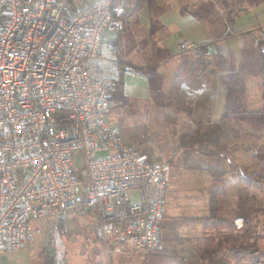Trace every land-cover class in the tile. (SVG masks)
Returning <instances> with one entry per match:
<instances>
[{"label": "built area", "instance_id": "built-area-1", "mask_svg": "<svg viewBox=\"0 0 264 264\" xmlns=\"http://www.w3.org/2000/svg\"><path fill=\"white\" fill-rule=\"evenodd\" d=\"M65 1L0 0V254L51 220L49 254L61 264L55 223L65 215L93 216L109 262L161 252L169 165L105 117L108 86L139 72L105 33L119 27L122 0Z\"/></svg>", "mask_w": 264, "mask_h": 264}, {"label": "rangeland", "instance_id": "rangeland-1", "mask_svg": "<svg viewBox=\"0 0 264 264\" xmlns=\"http://www.w3.org/2000/svg\"><path fill=\"white\" fill-rule=\"evenodd\" d=\"M82 1V0H78ZM90 3L91 0H83ZM176 1L180 8L193 12L210 27H215V37L212 45L192 49L176 58L173 65L180 73V82H193V87H200L198 82H209L211 104V121L219 118L225 102V88L223 81L225 74L232 70L243 73L246 76L245 102L248 107L259 108L264 105V77L256 74L259 52L264 45H256L255 40L264 41V0L252 2L251 0H163ZM123 5L128 4L122 0ZM212 4V5H210ZM233 8V12L229 11ZM232 21H229V18ZM219 21V22H218ZM216 24V25H215ZM214 25V26H213ZM222 26L225 29L221 28ZM245 29V30H244ZM234 32V35L232 34ZM228 34V35H227ZM217 36V37H216ZM182 67V68H180ZM176 96V95H174ZM161 102L159 96H156ZM178 97L175 99L177 104ZM159 104L153 102L146 103L147 109L143 111L128 109L125 113L112 110L109 123L120 130L122 138L134 149L147 153L150 160L155 162L166 161L173 157V163L169 166L168 187L165 192V202H168L173 192L183 191L175 189L171 183L176 182L179 163H200L219 165L223 169L230 170L233 164L239 168L238 172H229L228 178H236L226 181V186L216 180L207 185L209 196L215 198V203H224L225 197H218L213 193L220 189L223 191H235L237 193V213H242V217L253 218L257 221L258 237L253 240V249L259 241V256L264 254V185L261 188L254 187L250 191L245 189V185L240 182V177H245L244 169L249 166L251 170L260 171L264 163V133L262 130H244V133L236 139L232 133L220 139L215 150H223L227 160L222 157L204 158L197 153H178L176 146L181 138L177 134L175 124H178L177 114L168 110L167 106L159 108ZM185 106V105H184ZM112 107L107 110V114ZM171 112V113H170ZM170 113V114H169ZM237 144V147H232ZM229 149H228V148ZM246 147H250L247 149ZM231 148V149H230ZM205 150V149H204ZM211 150V149H208ZM101 155L104 152L100 153ZM257 154V157L255 156ZM261 157V161L258 159ZM167 163V162H166ZM168 164V163H167ZM169 165V164H168ZM78 166L80 161L78 160ZM250 172V171H248ZM185 180H193L195 176H200L201 181L206 185L207 175L201 171H180ZM227 178V177H226ZM193 182V181H192ZM235 184V185H234ZM178 190V191H176ZM213 201V199H212ZM260 209V210H259ZM60 219V218H59ZM259 220V221H258ZM55 223L56 233L61 240L62 262L61 264H89L91 260H103L106 264H114L115 253L111 254L110 262L105 257L100 243L94 236L95 219L91 215L77 216L65 215L63 220ZM51 220L40 222V233L34 235L27 241L20 250L11 253L0 254V264H45L47 254H49L50 236L49 229L52 227ZM99 245H98V243ZM246 244V243H244ZM105 259H104V258ZM262 260V257H260ZM247 262L248 260H245ZM264 261V260H262ZM256 264V263H255ZM261 264V263H257Z\"/></svg>", "mask_w": 264, "mask_h": 264}, {"label": "crops", "instance_id": "crops-1", "mask_svg": "<svg viewBox=\"0 0 264 264\" xmlns=\"http://www.w3.org/2000/svg\"><path fill=\"white\" fill-rule=\"evenodd\" d=\"M134 2L135 0L130 1L131 7L135 4ZM152 10L155 13L163 10L158 17L160 25L156 23L153 30L150 26ZM182 10L176 1L146 0L138 9L127 12L128 16L123 22L121 21L114 33L109 29L106 30V36L110 41L118 36V41H115L117 42L116 55L125 65L126 63L136 66L149 65L156 60V57L162 56L164 51L169 53V57L161 60L157 66L162 82L160 89L155 93L150 91L149 82L144 73L139 71L129 76H121L119 87L113 86L114 88L111 89L113 94H117V100L111 106L109 114L105 113V117L110 120L114 115L112 110L116 113H125L128 109L145 111L148 102L159 104L157 105L159 108L167 106L168 110L177 114V119H179L178 124H175L176 132L181 138L176 146L177 152L197 153L207 158L214 155L200 148L188 151L180 145V142L188 137L196 123L214 122L210 119L212 98L209 82H198L201 86L194 88L191 80L180 82L181 76L176 69L177 66L175 68L169 66L174 64L176 58L189 50L200 47L208 49L214 40L216 28L210 27L208 23L198 19L195 14L182 12ZM221 28L225 29L224 26ZM232 34L234 35V32ZM256 42L258 40H255ZM157 95L161 100L164 97V100L160 102L156 98ZM177 97L178 101L175 105ZM220 152L219 157L225 158L227 164L230 165V160L227 159L224 151ZM161 162H167L171 167L173 157ZM194 164L199 165L200 168L187 169L185 167ZM211 165L213 164L200 165L196 162L176 165L179 172L173 174L176 182L171 184L175 189H183V191L173 192L169 201L164 204L163 216L159 225L163 250L157 253H115L114 264H247L252 259H258L257 244L259 241L255 245V250L258 251L255 254L245 252L243 256L242 249H239L243 247L244 242L248 243L247 246L254 248L253 240L254 237H258V227L251 224V232L247 236L244 235L243 218L241 214H237V201L235 200L237 193L215 190L213 192L215 195L225 197L224 203H215V198L209 196L206 188L214 180L204 168ZM187 170H198L205 173L207 184L201 181L200 176H195L193 180L180 177V171ZM227 180L232 186V181L236 183L237 177L234 179L225 177L222 180L225 186ZM217 182L220 183V181ZM99 248L101 249V245ZM244 259L248 261L245 262ZM89 264L106 263L103 260L100 262L94 259Z\"/></svg>", "mask_w": 264, "mask_h": 264}, {"label": "trees", "instance_id": "trees-1", "mask_svg": "<svg viewBox=\"0 0 264 264\" xmlns=\"http://www.w3.org/2000/svg\"><path fill=\"white\" fill-rule=\"evenodd\" d=\"M78 1V0H77ZM97 0H91V2H94ZM131 0H126L128 4L123 5V13L121 17L119 18L120 24L121 21L123 22L126 17L128 16L129 11L132 9L136 10L139 7H141L146 0H135V4H132L131 7ZM149 1V0H148ZM252 2H260L263 0H251ZM66 3L70 4L72 7H76V0H66ZM82 4H86L85 1H82ZM212 5V4H210ZM163 10H160L159 12L155 13L153 10L150 14V26L151 29L155 26L157 23L160 25L158 17L161 15ZM229 11H234L232 7H229ZM182 12L189 13L190 11L182 10ZM130 13V12H129ZM193 13V12H190ZM195 14V13H193ZM196 15V14H195ZM198 17V15H196ZM200 19V17H198ZM201 20V19H200ZM229 21H232V18H229ZM121 29V28H120ZM153 30V29H152ZM228 35V34H227ZM117 37V38H116ZM114 37L112 40V44L114 45V48H116L118 41V36ZM256 45H264V41L256 42ZM159 57V58H158ZM156 57V60L150 63L149 65L145 66H136L131 63H126V65H129L133 69L140 71L141 73H144L147 76L150 91L152 93L157 92V90L160 89L162 77L160 73L157 71V66L159 65L160 61L169 57V53L164 51L162 56ZM258 65L256 68V74L259 76L264 77V50H261L259 52L258 56ZM123 64V63H121ZM125 65V63L123 64ZM120 77L118 80L114 81L112 84L108 86L107 90V97L109 102L111 103V106H113V103L117 100V94H113V86L119 87L121 84ZM246 76L243 73L235 72V71H228L225 74V78L223 81V85L225 88V102L223 106V110L221 113V116L218 120L210 123H196L193 130L189 132V135L186 139L182 140L180 142V145L187 149L188 151L196 150V149H202L206 152H211V155L219 157L221 155L220 151H223L220 149V151L215 150L214 148L219 144L220 139L224 136H226L228 133H232L233 136L238 139L242 133H244V130L250 129V128H256L259 130H262L264 133V105L260 106L259 108H251L246 105L245 102V92H246V82H245ZM110 106V107H111ZM255 129V130H256ZM232 147H237V144H234ZM228 148V147H227ZM249 149L250 147H246ZM211 149V150H208ZM229 149V148H228ZM231 149V148H230ZM257 157V154H255ZM258 159L261 161V157L258 156ZM187 169H193V168H200L199 165H186ZM240 167H238L236 164H233L231 166L230 170L223 169L219 165H211L208 167H205L204 169L210 174L213 180L220 181L223 183L222 180H224L225 177L228 176L229 172H238ZM262 169L260 171H255L254 169L251 170L249 166H246L244 169L245 177H240V182L245 185V189L247 191H250L254 187L261 188L264 185V163L262 164ZM250 171V172H248ZM260 210V209H259ZM264 211V210H262ZM241 214L242 213H237ZM64 217H61L59 221V225H61V221ZM243 219V225H244V235H248L251 232V224L256 225V220L252 221L253 218L249 215V217H242ZM259 221V220H258ZM245 236V237H246ZM244 237V239H245ZM255 238V237H254ZM248 244L247 242H244ZM246 244H243L242 249L243 256L245 255V252L255 254L258 251L255 249H252L247 246ZM254 244V243H253ZM47 261L45 264H54V259L50 254H47ZM260 257H262V260H264V256H259L257 260L252 259L251 262H247V264H257L261 263L264 264V261L260 260ZM245 264V263H244Z\"/></svg>", "mask_w": 264, "mask_h": 264}, {"label": "water", "instance_id": "water-1", "mask_svg": "<svg viewBox=\"0 0 264 264\" xmlns=\"http://www.w3.org/2000/svg\"><path fill=\"white\" fill-rule=\"evenodd\" d=\"M263 50H264V48H263Z\"/></svg>", "mask_w": 264, "mask_h": 264}]
</instances>
